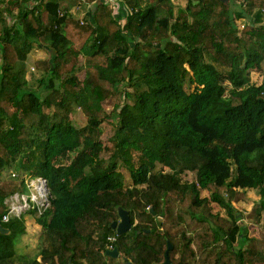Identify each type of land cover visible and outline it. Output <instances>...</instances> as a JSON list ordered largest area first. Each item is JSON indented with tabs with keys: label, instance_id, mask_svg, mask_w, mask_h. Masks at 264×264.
I'll return each mask as SVG.
<instances>
[{
	"label": "trees",
	"instance_id": "obj_1",
	"mask_svg": "<svg viewBox=\"0 0 264 264\" xmlns=\"http://www.w3.org/2000/svg\"><path fill=\"white\" fill-rule=\"evenodd\" d=\"M89 1L77 18L83 0H0V172L17 164L45 176L51 194L36 216L41 260L17 259L26 225L13 217L2 223L0 264H164L170 244L172 264H264V88L251 78L264 64V0H123L122 21L111 3ZM37 46L49 56L35 62L44 74L33 89ZM226 77L238 87L229 96ZM118 94L132 102L108 113L103 102ZM185 171L196 179L184 182ZM236 187L259 189L246 217L263 219L260 237L238 223ZM20 190L23 180L0 182V217ZM119 208L132 222L122 235L112 227ZM111 235L125 259L107 254Z\"/></svg>",
	"mask_w": 264,
	"mask_h": 264
},
{
	"label": "crops",
	"instance_id": "obj_2",
	"mask_svg": "<svg viewBox=\"0 0 264 264\" xmlns=\"http://www.w3.org/2000/svg\"><path fill=\"white\" fill-rule=\"evenodd\" d=\"M85 2L83 4H80L78 6H74L72 11L73 14L77 16V18H84L85 16L89 15L91 10H92V2H89L87 0H84ZM182 5L184 6L185 3L181 2ZM114 7V13L115 16H117L121 21L127 18L128 12H127V4L123 0H114L113 3H111ZM43 48V47H42ZM32 56V54H31ZM28 59H30V54L28 55ZM28 78V77H27ZM236 190L239 192H243L245 194L244 197H241L237 201H233V206L237 209L238 215L241 216V218L238 220V223L245 225L248 233V237H260V228L262 226L263 219L260 222H256L255 220L247 217L246 215L252 210V208L259 203L261 195L260 193L256 196V200L253 201L251 199V192L255 191L254 187H236ZM259 190V189H258ZM203 194L201 196H210V191L208 189H202ZM216 202H212V207ZM218 204V203H216ZM219 205V204H218ZM247 208V214H243L240 212L238 209L239 206H244ZM222 210L223 213L218 211L220 214L225 215L226 211L225 209L219 205V209ZM213 213H217L213 211ZM36 213L28 212L26 213L22 218L24 219L25 225H26V231L25 233L19 234L15 239H14V245H15V250L17 253V259L24 260L26 262H30L34 259L37 258V260H41L42 254H38L39 250L42 246V232L43 228L42 225L39 224L36 220ZM262 216H264V212L262 213ZM118 235V234H117ZM241 236V237H240ZM243 235L238 236V240L236 245H241L243 243ZM109 250V249H108ZM35 252V253H34ZM114 257V256H113ZM116 258L123 260L125 257L123 254L120 253L119 255L116 256ZM127 264H132L131 261H129Z\"/></svg>",
	"mask_w": 264,
	"mask_h": 264
},
{
	"label": "rangeland",
	"instance_id": "obj_3",
	"mask_svg": "<svg viewBox=\"0 0 264 264\" xmlns=\"http://www.w3.org/2000/svg\"><path fill=\"white\" fill-rule=\"evenodd\" d=\"M89 1V0H87ZM83 2H85L83 0ZM91 2V1H89ZM174 2L176 3V5H182L181 2H184L186 4V0H174ZM76 7V6H75ZM14 11L12 12L11 16L13 14H16V8L13 9ZM75 17H77L75 14H73ZM32 54V56H31ZM49 56V50H47V48H42V47H36L31 53H30V59H27V77L29 80V84L30 87H32L33 89H38V83L40 78H42L43 76V72L39 70L36 65L35 62L38 59L41 58H46ZM77 75L79 76V78L82 80L85 76V70L84 69H79ZM251 78L252 81L258 85H260L262 88H264V64L263 66L259 69V70H254L252 71L251 74ZM226 84L228 86L227 89V96H229V94L233 91L236 90L238 87L235 86L234 84L230 83L229 78H225ZM126 90L131 91L132 88L128 87ZM124 101L131 103L132 100L130 98L124 97L123 95H116V96H112L107 98L103 103L104 106L107 110L108 113H110L112 111V109L114 108V106L116 104H120L123 103ZM72 121L73 123L78 126V127H82L86 124V118L82 112V110L80 108H75L74 111L72 112ZM115 119L114 117H108L107 119L104 120V122L102 123V129H103V135L102 138L104 140L105 143L109 144L110 143V137H112L114 135L115 132ZM15 166H17V164H13L11 166H8L4 169L3 172H0V182L11 179V170H14L16 172L17 169L15 168ZM163 166L161 164H158L157 169L160 170L162 169ZM125 170V169H124ZM165 170H169L168 168H165ZM126 172V171H125ZM234 174V173H233ZM182 179L184 182H191L194 181L196 179V172L195 171H185L182 175H181ZM204 192L201 191V194H203ZM259 194V190L255 189V191L251 192V199H253V201L256 200V196ZM214 212H222V210H218L219 209V205L218 204H214L212 207ZM240 210V212H242L243 214H247V208L244 206H239L238 208ZM247 218V217H246ZM35 253V252H34Z\"/></svg>",
	"mask_w": 264,
	"mask_h": 264
},
{
	"label": "built area",
	"instance_id": "obj_4",
	"mask_svg": "<svg viewBox=\"0 0 264 264\" xmlns=\"http://www.w3.org/2000/svg\"><path fill=\"white\" fill-rule=\"evenodd\" d=\"M113 3L114 0H105ZM241 23V21H239ZM245 23H241L244 27ZM11 177L13 179L23 180L26 190H20L12 193L5 199L6 212L0 217V224L9 222L13 217L22 218L26 213L36 210V214H42L51 204L50 188L48 179L45 176H30L28 174H21L11 170ZM107 249L115 247L114 242L117 240V235L108 237ZM164 264H172L164 263Z\"/></svg>",
	"mask_w": 264,
	"mask_h": 264
},
{
	"label": "water",
	"instance_id": "obj_5",
	"mask_svg": "<svg viewBox=\"0 0 264 264\" xmlns=\"http://www.w3.org/2000/svg\"><path fill=\"white\" fill-rule=\"evenodd\" d=\"M225 2H228L229 0H223ZM119 215H120V220H116L112 222V227L116 230L118 235L124 234L126 231L130 230L132 228V222L130 219V214L129 211L124 209V208H119ZM157 222L159 227L162 226V216H159L157 218ZM149 231V229H148ZM0 232L2 233H9L10 230L6 228L3 224H0ZM171 244L169 245V248L166 252V261L165 263H170L169 259V249L171 248ZM107 254L111 256H118L119 255V248L115 246L113 249L107 250Z\"/></svg>",
	"mask_w": 264,
	"mask_h": 264
}]
</instances>
